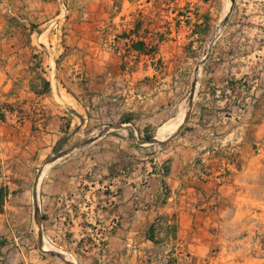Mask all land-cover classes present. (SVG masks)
Wrapping results in <instances>:
<instances>
[{
    "label": "rangeland",
    "instance_id": "obj_1",
    "mask_svg": "<svg viewBox=\"0 0 264 264\" xmlns=\"http://www.w3.org/2000/svg\"><path fill=\"white\" fill-rule=\"evenodd\" d=\"M140 5L132 10L135 21L151 28L176 18L197 21L191 43L187 44V36L183 40L196 55L200 71L193 97H185L177 115H183L182 122L164 139L155 135L147 142L132 141L126 126L110 135V127L99 122L90 135L89 126L86 135L76 136L80 144L92 140L95 144L83 151L58 149L30 165L27 180L11 187L30 191L36 180L37 199L29 203L18 194L5 204L0 213V264H91L87 256L93 255V242L99 243L96 253L103 264L110 239H125L117 230L122 192L128 190L134 197V209H151L154 227L146 233H133L128 246L112 249L119 263L264 264V0H140ZM60 19L59 15L55 21ZM182 25L185 34L188 29ZM202 92L208 94V104H215L216 119L229 117L224 125L230 123V137L198 139L189 129L174 136ZM193 116L198 117L197 112ZM210 119L213 125V115ZM185 127L199 129L190 124ZM195 140L204 149L184 150ZM214 143H223L221 150H213ZM65 160H76L67 172L60 164ZM55 170L58 175L99 179L101 198L96 204L101 206L102 216L96 230L84 228L82 217L74 211L71 216L45 213L46 200L40 198V191ZM77 203L78 199L72 202ZM187 203L212 213L208 232L175 231L177 216ZM165 211L171 213L166 220ZM200 239L209 246H192V241ZM41 244L62 256L50 254Z\"/></svg>",
    "mask_w": 264,
    "mask_h": 264
},
{
    "label": "crops",
    "instance_id": "obj_2",
    "mask_svg": "<svg viewBox=\"0 0 264 264\" xmlns=\"http://www.w3.org/2000/svg\"><path fill=\"white\" fill-rule=\"evenodd\" d=\"M136 4L142 6L140 0H0V183L8 186V199H17L18 194L29 203L37 199L38 181L33 180L30 191L18 192L11 185L24 183L30 165L55 150L83 151L95 144V140L80 144L76 138L86 135L89 126L88 135L99 122L110 127V135L126 126L132 141L147 142L176 120L191 81L200 71L196 55L183 41L187 36V44L191 43L197 21L176 18L167 26L151 28L135 21ZM59 15L64 16L52 27ZM184 23L185 34L181 33ZM208 97L204 92L197 94L174 136L188 129L198 139L232 135L230 123L224 125L229 117L216 119L214 114L219 112L212 108L214 103L208 104ZM195 112L198 117L193 116ZM187 124L199 129L187 128ZM200 144L195 140L184 150L204 149ZM222 146L214 143L212 149ZM72 161L60 163L63 172ZM57 172L48 175L41 187L45 213L71 216L74 211L82 217L84 228L96 230L102 216L96 204L101 198L99 179ZM163 178L165 182L166 175ZM128 191L122 192L117 230L125 239H110L103 264H128L119 263L112 249L128 246L133 233L154 227L151 209H134V197ZM74 199H78L76 206ZM186 205L177 216L175 231L208 232L212 213ZM170 214L164 212L165 220ZM98 244L92 243L93 255L87 256L91 264H102L96 253ZM192 246L207 248L209 242L200 239L192 241Z\"/></svg>",
    "mask_w": 264,
    "mask_h": 264
},
{
    "label": "bare ground",
    "instance_id": "obj_3",
    "mask_svg": "<svg viewBox=\"0 0 264 264\" xmlns=\"http://www.w3.org/2000/svg\"><path fill=\"white\" fill-rule=\"evenodd\" d=\"M182 113V112H181ZM180 114V112H179ZM183 119V115H179V117L177 116L176 120L171 123L169 126H167L166 128H163L161 130L158 131L156 138L159 140L164 139L168 134L173 133V131L179 126V124L182 122ZM156 134V133H155Z\"/></svg>",
    "mask_w": 264,
    "mask_h": 264
},
{
    "label": "water",
    "instance_id": "obj_4",
    "mask_svg": "<svg viewBox=\"0 0 264 264\" xmlns=\"http://www.w3.org/2000/svg\"><path fill=\"white\" fill-rule=\"evenodd\" d=\"M64 15H61V17H63ZM57 23V21H54V23H52V27L55 26V24ZM196 77H194L193 81L191 82V85H190V90H189V93L188 95L186 96V100L190 99L193 97L194 95V92H195V87H196ZM40 247L43 249V250H46L47 252H49L50 254H53V255H57V256H62L61 252L60 251H54L52 249H45V244H41Z\"/></svg>",
    "mask_w": 264,
    "mask_h": 264
},
{
    "label": "trees",
    "instance_id": "obj_5",
    "mask_svg": "<svg viewBox=\"0 0 264 264\" xmlns=\"http://www.w3.org/2000/svg\"><path fill=\"white\" fill-rule=\"evenodd\" d=\"M9 194L10 190L8 186L0 183V213L4 210Z\"/></svg>",
    "mask_w": 264,
    "mask_h": 264
}]
</instances>
